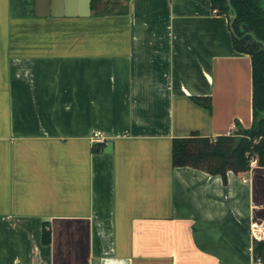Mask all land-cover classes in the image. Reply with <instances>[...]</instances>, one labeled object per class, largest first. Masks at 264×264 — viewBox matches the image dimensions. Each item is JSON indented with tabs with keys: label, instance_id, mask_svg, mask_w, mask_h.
<instances>
[{
	"label": "crops",
	"instance_id": "0c3cea01",
	"mask_svg": "<svg viewBox=\"0 0 264 264\" xmlns=\"http://www.w3.org/2000/svg\"><path fill=\"white\" fill-rule=\"evenodd\" d=\"M69 2L0 0V264H253L264 166L224 181L171 163L174 138L252 124L228 18L210 0Z\"/></svg>",
	"mask_w": 264,
	"mask_h": 264
},
{
	"label": "trees",
	"instance_id": "16d2710c",
	"mask_svg": "<svg viewBox=\"0 0 264 264\" xmlns=\"http://www.w3.org/2000/svg\"><path fill=\"white\" fill-rule=\"evenodd\" d=\"M99 0H92L91 6ZM218 14L230 20L226 0H210ZM236 13L232 25L234 48L248 53L252 66V124L248 129H237L231 135L218 136L214 141L192 135L174 138L171 144L173 166H192L219 174L226 181V173L247 171L252 159L264 166V0H231ZM113 12L112 6L102 13ZM124 12V10H123ZM197 103L210 108V99L193 97ZM206 100V101H205ZM101 143H95L93 151H99ZM50 240L49 230L43 228L42 241ZM252 253L264 262V241L253 238Z\"/></svg>",
	"mask_w": 264,
	"mask_h": 264
},
{
	"label": "water",
	"instance_id": "95a60500",
	"mask_svg": "<svg viewBox=\"0 0 264 264\" xmlns=\"http://www.w3.org/2000/svg\"><path fill=\"white\" fill-rule=\"evenodd\" d=\"M70 1V8L71 10L66 12V15L74 16V15H79V16H87L90 13V7H91V0H68ZM227 6L229 8V15H230V20L229 24L230 26L232 25L233 19L236 15L232 5H231V0H226ZM264 49V48H263ZM112 147V142L107 141L104 147L105 152L111 151Z\"/></svg>",
	"mask_w": 264,
	"mask_h": 264
},
{
	"label": "built area",
	"instance_id": "2783aa9c",
	"mask_svg": "<svg viewBox=\"0 0 264 264\" xmlns=\"http://www.w3.org/2000/svg\"><path fill=\"white\" fill-rule=\"evenodd\" d=\"M214 12H216V9L213 10ZM107 138L105 136V134L98 129L92 130L91 131V141H93L94 143H101L104 144L106 142ZM215 140V139H214ZM256 160L252 159L250 164H255ZM264 231V223L261 221H254L251 223V232L254 236V238H258L260 236V234H262ZM253 264H264V262L259 258L256 257L254 258Z\"/></svg>",
	"mask_w": 264,
	"mask_h": 264
},
{
	"label": "rangeland",
	"instance_id": "374dc122",
	"mask_svg": "<svg viewBox=\"0 0 264 264\" xmlns=\"http://www.w3.org/2000/svg\"><path fill=\"white\" fill-rule=\"evenodd\" d=\"M125 0H121V2H124Z\"/></svg>",
	"mask_w": 264,
	"mask_h": 264
}]
</instances>
